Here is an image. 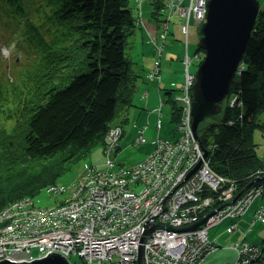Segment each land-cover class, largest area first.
I'll return each mask as SVG.
<instances>
[{
  "label": "trees",
  "instance_id": "trees-1",
  "mask_svg": "<svg viewBox=\"0 0 264 264\" xmlns=\"http://www.w3.org/2000/svg\"><path fill=\"white\" fill-rule=\"evenodd\" d=\"M158 1L160 5L156 0L147 4L153 13L145 15L144 0L137 2L138 5L130 4L129 0H0V22L20 23L29 30L18 44L27 50L22 59L11 41L8 40V45L5 43L14 58L8 72L10 77L3 79L0 75V104L10 101L5 110L0 107V166L9 167L17 162V154L26 162L59 154L65 156L63 160L72 159L79 152L86 154L84 150L88 146L90 152L91 140L102 141L109 126L128 123L129 109L134 110L139 104L131 88L138 65L128 55L126 39L133 33L130 28L134 15L157 19V23L163 20L155 10L166 12L168 0ZM259 3V12L238 67L240 73L231 83L240 84L239 101L246 110H239L237 100L230 110L234 114L220 112V119L209 123L213 128L206 126L199 130L218 144L215 151L208 152L207 159L216 171L234 179L237 186L254 179L255 171L264 170V147L260 146L264 144V118L256 115L262 123L252 119V111L256 114L264 111V0ZM171 23L174 36L180 33L182 36L176 22H168V35L171 36ZM185 36L187 51L203 54L199 45L195 48L197 39L192 17ZM179 43L184 46V42ZM131 64L135 68H131ZM261 104L263 107L257 111L256 107ZM157 112L161 113V109ZM238 112L243 115L242 120L236 117ZM160 116L156 114L154 127L159 124L157 121L163 122ZM145 122L141 127H146L147 119ZM255 130L262 135L259 144L253 140ZM257 145L262 150L257 151ZM10 157L12 160L8 159ZM30 166L28 164L27 168H33ZM62 168L50 171L39 181L55 179ZM31 176L33 173L30 174L33 183ZM44 185L33 183L32 189L24 195L38 193ZM14 197L16 195L9 200Z\"/></svg>",
  "mask_w": 264,
  "mask_h": 264
},
{
  "label": "rangeland",
  "instance_id": "rangeland-1",
  "mask_svg": "<svg viewBox=\"0 0 264 264\" xmlns=\"http://www.w3.org/2000/svg\"><path fill=\"white\" fill-rule=\"evenodd\" d=\"M130 4H135V0H129ZM151 0H144L143 2V13L145 15L148 14V12L153 13L151 10H149L147 4ZM140 4V6H141ZM33 13V12H32ZM35 15L34 13L32 14ZM149 18L148 16H144ZM153 21V20H152ZM157 21V19L155 20ZM160 24H157L155 27L158 28ZM194 29L196 31V39L195 40V48L197 46L199 34H198V27L195 23H193ZM152 28H142L139 27V30L143 32L144 36H141L137 34V37H134V32L132 34L129 33L128 38H131L134 41V39H137L141 37L142 43H138L137 41L132 42L131 44H128V55L133 57V59L136 62V65H138L141 68V76L140 82H139V91L135 93L137 97V101L139 106L134 107V110L132 111L135 115L133 117L129 115L128 123L132 122L131 124L122 123V126L117 123L113 124L111 126L118 125L120 129V134L117 132V135L119 134V140L121 144L125 145L128 144L129 147L127 149H123L119 147L118 145L114 148H112L108 154L105 149V146L103 145L100 149H97L96 151H88V149H85L86 154H82L79 152L74 158L69 160H63L62 157H65L64 155H55L53 157H50L48 159H34L32 161H22L18 160L17 162H14L11 166L5 167L10 168L12 167V170L10 173H7L4 177L5 179L0 180V209L5 213V209L12 208L13 206V200L10 202L8 199H12L11 197L17 195L19 193L18 190H21L23 188V191L18 194L19 196L27 194V191L32 189V184L39 182L41 184H46L42 186V188L39 190V192H31L30 195H24L21 196L23 201H26L27 199H31L32 202L37 199V202H34V205L38 207H43L40 205L41 203L45 204V206H49L52 204H56L58 201H60L62 198L66 196L65 193H56L52 194L50 191H46L44 189H47L49 185H56V186H66L63 183H70L72 181V178L75 180L79 179V176L83 175V169L90 168V165H95L98 169L104 168L107 164L106 159L107 155L112 156L111 159H113V163L115 165L121 164L122 162L126 163H134V162H140L142 158L141 155L142 149L146 147V144L141 145L140 148L136 149L134 147L135 143H139V139L141 137L147 138L153 137L154 135H160L162 138H167L168 134L172 138L173 135V127L175 126V122L171 121L170 118L176 119V122H179L181 119V114H184L186 110H189L186 105H183L182 102L176 101L175 97L176 94L179 93V89L181 87L182 83V76H183V61L180 59L183 55L184 46L181 45L179 42L186 41V36H181V33L178 36H174V28L173 23L170 25V35L168 37H165L163 40V49L162 52L159 51V49H156L155 53H153L155 46L154 43L151 40V34H152ZM157 31V29H156ZM0 37L2 40H7L6 32L4 29L0 28ZM173 40H181V41H173ZM1 42V41H0ZM2 43V42H1ZM142 44V45H141ZM2 46V45H1ZM189 49L192 50V42H190ZM161 52V53H160ZM152 54V58H151ZM190 54H192V51H190ZM201 58H194L190 64L189 68L190 71L194 72L198 68L200 64ZM9 67H13V65L10 63L9 58L5 57V55L2 53L0 58V75L2 78L4 76H7ZM8 71V72H7ZM4 79V78H3ZM147 92L148 95H142L143 92ZM195 95L200 97L199 94L195 92ZM168 98H170L174 103L181 105V107H174L171 104L167 102ZM10 101L6 102L7 106L9 105ZM174 107V108H171ZM158 108L161 109L162 116H164L163 120V126H161L159 129L163 128L162 133L161 131H158V125L154 127L156 114L155 113ZM220 114V112H219ZM166 116V117H165ZM221 116V114H220ZM220 116H216L215 114L213 116H206L203 120H201L198 123V130H203L204 127H206L210 122L212 121H218L220 119ZM185 117V114H184ZM188 118L193 119V113H192V107L191 111L189 113ZM260 118L261 115H260ZM147 119L146 127H141L142 124H145V120ZM167 122V124H166ZM169 122V124H168ZM186 122V118L185 121ZM233 121H229L228 123L232 124ZM172 123V124H171ZM174 125V126H173ZM109 126V128L111 127ZM148 127V130L146 128ZM107 129V133L110 129ZM192 128V127H191ZM207 128V127H206ZM116 129V128H112ZM178 130V128H176ZM193 129V128H192ZM157 130V131H156ZM149 131V132H148ZM182 131V132H181ZM188 131H191L190 129H187L186 127H181L177 132L176 135L178 137H182V135L185 133L187 135H190ZM106 134V133H105ZM163 134V135H162ZM253 140L256 143H260L262 140V135L259 130H255L253 135ZM262 148L264 147V144L260 145ZM259 145L256 146L257 151L262 150V148ZM14 148H19L18 146L14 145ZM191 150L194 151L198 157H201L203 155L206 159V162L209 161L206 158V154L208 153V150H205L203 146L201 147L200 143H196L193 147H191ZM106 153H105V152ZM191 151V152H192ZM13 152V150L11 151ZM89 152V153H88ZM128 152H130V155L128 156ZM191 152H187L189 156H191ZM181 153V152H178ZM95 154V155H94ZM107 154V155H106ZM93 156V157H92ZM89 157L91 158L90 160ZM194 157V156H193ZM9 160H12V158H8ZM190 161V160H188ZM188 161H184L182 163H186ZM164 163L166 165L167 159L164 160ZM169 158H168V164H169ZM31 164L30 167L33 168H27V165ZM186 167L188 164H185ZM212 165V164H211ZM192 166V165H191ZM63 167V168H62ZM163 165H159V167H156L155 172H159L160 168H162ZM213 167V166H212ZM57 168H62V170L59 172V176H57L55 179H51L47 182L39 181L43 175H49L50 171H54ZM190 168V167H188ZM213 169H215L213 167ZM85 170V171H86ZM201 168L200 166L194 169H190V171L193 174H198L200 172ZM84 171V172H85ZM33 173V179L34 182H30V174ZM1 174V170H0ZM150 173H146L147 177H149ZM253 177L259 178L262 173L255 171L252 173ZM221 176L226 178V175L224 176L221 172ZM153 179L154 176H151ZM155 180L157 179V176L155 175ZM253 178H251L252 180ZM61 180V181H60ZM250 180V181H251ZM54 181V182H53ZM62 181H64L62 183ZM257 182V181H256ZM251 187L253 181L248 182ZM75 185L71 186V188L66 189L65 192L67 194L71 193L74 189ZM263 187L260 188L259 191H251L252 196L245 199H235L231 205H226L222 208H219L216 206V204H208L205 202V206L199 208V204H201L199 201H195L193 203H188L186 205L182 206V209H184L185 214L182 218L188 219L191 218V216L188 215V213L191 211L190 214H192L193 218L200 219V213H204L205 216L212 213L209 211L210 208L217 207L212 214V221L210 223H205L204 219L202 222L195 224L198 221L192 222L187 221L183 224H176L177 226H173L170 224H167L168 229L174 230L175 236L177 237L175 240H172L171 242H166L164 240H161V245L159 248V253L168 255V259L161 258L159 253H156V258H146V262L144 261V255L142 254V264H234L233 261L239 262L244 257H241L247 250H249L252 246L247 247L246 250H238L237 249L241 246H243L247 242H255L257 240L259 245H263L264 247V191H261ZM15 193V195H13ZM5 194H9L11 197L7 199L8 196ZM62 195V198H61ZM139 195L142 197V195L139 193ZM61 198V199H60ZM122 195L118 197L117 199H121ZM5 201H8L7 203ZM236 204V205H235ZM27 205V204H25ZM32 204H30L31 207ZM235 206V207H234ZM28 207V205L26 206ZM5 208V209H4ZM25 207H23L24 209ZM48 208V207H46ZM249 208V209H248ZM196 209V210H195ZM15 210V209H14ZM30 210V209H29ZM28 210V211H29ZM157 213L153 217L160 218L162 217L164 213V209L162 211L161 207H158V209H155ZM172 211V209H168V216L169 213ZM178 212V210H176ZM182 210L179 209V212ZM228 211V213H226ZM236 215V218L231 221L229 218L231 215ZM174 217V214H173ZM218 217H221V219H224L225 222L219 221ZM12 217H7L5 220V226L6 228H9V232L7 234L8 240L10 243L16 244L19 238L24 234V231H26L25 226H15L13 223L10 224V220ZM23 219V216H17L14 222H19ZM156 219L153 221V223L148 226L147 229H145L144 234L142 235V231L136 235L135 238H137L139 235L142 237L140 238L141 241H146L149 235L153 236L155 235V230L159 227H162L156 223ZM219 222H221V225H219ZM115 232L112 233H122L123 230L127 226L126 221H122L119 223L113 224ZM201 229V232L203 235L208 238V240L214 244L223 245L222 247L218 248L217 246L211 247L207 246V244H197L193 251L195 253L191 256L190 261H184L183 256L186 252H188L191 248V241H193L194 235H201L198 231ZM127 236V235H125ZM184 237H187L188 243H184ZM89 239V238H88ZM206 240V239H205ZM88 244V252L94 253L98 252L96 244H98L97 241L94 242L93 238L89 239ZM133 238H131V242H133ZM68 247H74L77 245V243H74L73 245L66 243ZM177 244V245H176ZM237 244V245H236ZM248 245H251L250 243H247ZM228 246H231V248H228ZM134 245L130 243L129 248L124 249L121 251L120 255L117 256V258L120 259L121 264H139L138 263V256H136V252L134 250ZM33 254H36V249L32 250ZM197 253V254H196ZM257 257L255 258L254 262L257 261V264H264L262 260L259 259V256L264 255V248H257L256 250ZM153 253H150V256H152ZM125 256H130L132 258L127 259ZM14 260L15 259L9 257L8 249L0 252V261L1 260ZM70 261L72 264H82L81 259L77 256H71ZM145 262V263H144ZM102 264H111L109 260H104Z\"/></svg>",
  "mask_w": 264,
  "mask_h": 264
},
{
  "label": "bare ground",
  "instance_id": "bare-ground-1",
  "mask_svg": "<svg viewBox=\"0 0 264 264\" xmlns=\"http://www.w3.org/2000/svg\"><path fill=\"white\" fill-rule=\"evenodd\" d=\"M161 1L165 2V0H161ZM168 2H171V4H170L171 8H174L176 6L173 0H168ZM193 2H195V0H193ZM159 3H160V1H159ZM196 3H201V1L198 2L196 0ZM207 9H208V7H206V10ZM206 10H205V12H206ZM165 11L166 12H162L161 9H156L155 13H157L156 15H158L159 18H161V19L164 18L165 19L161 27H162V29L165 32V36L168 37V20L177 21V19H178V20H181V21H187V19H186L185 15H183L181 13H176L174 11H172V12L168 11V5H165ZM29 14H33V13L29 12ZM131 18H132V16H131ZM150 20L151 19H149L147 17H143V16H140V15H134L133 16V25H132V27L130 29L135 34H139L141 36H144L143 32L139 30V27H141V26H142V28L143 27L144 28H146V27L147 28L154 27V26H151L152 23L150 22ZM187 23H184L182 25V27H181V31H182L183 35H185L186 32H187V27H188ZM30 39H32V37H30ZM129 40H132V39L131 38H127L126 39L127 44H131L132 42L135 43V41H137L138 43H142L143 42L141 37H139L137 39H134V41H129ZM200 50L203 52L202 48H200ZM26 51L27 50L25 49V51H24L23 48L21 50H19L18 53L20 54L21 59L24 56V54L26 53ZM155 51L156 50H154L153 53H155ZM159 51L162 52V49H159ZM151 58H152V54H151ZM194 58H195L194 54H190V52H187V51H185L183 53L182 57H180V59L183 61V66H184V68H183L184 72H183V76H182L184 89H182L178 94H176V98L180 99L182 104L186 105V107L187 106H191L192 107L193 106V102H194V94H195L194 85H195L196 82H199L201 86L203 84L207 88V90H204V89H202L200 87V97L202 96V100H205V97H204L205 93L206 94H210V96L215 97V100H213V104L216 105L217 107L216 106L212 107V106H210L208 104L207 108L209 109V111L213 112L217 117L220 116L219 112H225L226 111V112H229L230 114H234L230 110H231V108H234L236 106L237 100H238L237 107H239V110H241V111L246 110L244 105H243V102L239 101L240 100L239 99V95L241 93V90L239 88L240 84L239 83H234L233 85H231L233 79L236 77V75H238V73H240V71H236V73L233 74L234 76H233V78L231 80V83H230V86L228 87L227 92L223 96L219 97L218 96L219 94H218V91H217L218 88L215 86V84H211V80H209L208 78L202 76L203 71L201 72V74L197 73V69L194 72L190 71L189 64ZM130 67L131 68H135V65L131 64ZM238 67H239V65H238ZM239 69H241V68H238V70ZM135 71L137 73L134 76L135 81H134V85L131 88H133V90L136 93V92L139 91V82H140V78H142V76H141V69H140L139 66H138V70H135ZM7 76H4L3 78H5ZM218 85H221V83H219ZM142 95L145 96V95H148V93L145 91V92L142 93ZM176 101H178V100H176ZM167 102L169 104H171L172 106H174V107H181V105L176 104V102L174 103L170 98H168ZM198 102L199 101H197L196 104H198ZM12 104H13V102H11V105ZM0 107L2 108V111L5 110V108L7 107L6 101L1 103ZM261 107H263L262 104L259 107H256V110L258 111ZM132 111L133 110L130 108L128 112L133 117H135V115H134V113ZM249 111H252V109L249 108ZM252 112H253L252 119L258 120L259 123H262L263 120L258 119L257 116L261 115V117L264 118V111L261 110L260 114H256L255 110L252 111ZM155 113H157V115H162V112L158 113L156 111ZM189 113H190V110H186L184 112L185 117H184V114H181L180 122L175 124V126L173 125L174 127L171 130H173V135L175 137H176V132L181 127H184V128L186 127L187 129L192 130V131H188V133L190 135H187V134L184 133L188 137V139H190L191 142L189 141V143H188L187 141H185L184 137L182 139L176 137L175 141H170L168 139V137L167 138H162V137H160V135H154L153 137H149L148 136L147 138L143 137V139L140 140L138 144L137 143L134 144V146H136L134 148H136V149L140 148L141 145L146 144V147H144L142 149V152L144 150H146V151L143 152V154L141 155L140 158H142V159H141L140 162L150 160L151 157H155L153 159H156V158L160 159L164 165H165V163H164L165 159H167L166 165H168V158H169V161H172L174 163H177L175 160H179V162H184V161L190 160V161L185 163V164H188L187 168L185 170V174L187 176H189V172H188L189 169L197 168L201 164H203V162L206 161L205 157L203 155H201V157H198V155L194 151L191 150L192 140L195 139L196 143H200L201 144V147L203 145V143H201V141L204 142V144H205V146L207 148H205V147H203V148L205 150L209 149V151L210 150L211 151H215L217 149V147H218V144H217V142L215 140H213L210 137V135H208V134L203 135V133H199L198 127H196L195 131L191 128L193 126L192 122L194 124H196V125L198 123L195 122L193 119L191 120V118H188ZM238 114L239 115L238 116L236 115V117L239 120H242L243 119V115H241V113H239V112H238ZM0 118H1V115H0ZM162 118H164V116H160V119H162ZM185 118H186V122H184ZM237 118H236V121H237ZM230 120H232V119H230ZM157 122L159 123L158 126H157L158 127V131H161V133H162L163 128H161V129H159V128L161 126H163V122L162 121L161 122L157 121ZM166 124H167V122H166ZM168 124H169V122H168ZM232 124H233V122H232ZM208 126H209V128H213L211 126V124H208ZM176 128H178V130ZM211 133H212V130H211ZM116 143H117V145L119 147H121L123 149H127L129 147L128 144H125V145L121 144L120 140H117ZM182 143L189 144V146H187L188 148L185 147ZM103 145H105V139H102V141H101L100 139L93 138L91 140V147L92 148L90 149V151H96L97 149H100ZM156 145H160L162 148L167 149V152L165 154V155H167L166 157H165V155L160 154L156 150ZM87 149L89 150V146H88ZM178 150H182V152L178 153L177 152ZM187 152H191V156H189ZM209 154L210 153H207L205 155L206 158H207V156ZM129 155H130V152H128V156ZM111 157L112 156L108 155V159L111 158ZM16 159L22 160L23 158L21 157L20 154H17L16 155ZM24 159H27V158H24ZM112 161H113V159H112ZM140 162L139 161L138 162H134V163L133 162L132 163L131 162L130 163L124 162V165L127 167V169H131V167L133 166L134 168H136L139 171V173L144 175V177H140V178L136 179L134 177V174L131 173L132 178L134 179V181L130 183V186L127 183V179H126V183H124L122 181L119 182V185L125 190L124 195L132 197V199H130V201L125 202V205H126V207H128L132 203V204H136V205H140V206H145V207L148 208V210L150 212L156 214L157 211L155 209H158V206L161 207L160 206L161 205V200L165 201V200H169V198L164 194V191H161L157 181L155 182L151 177L147 178L145 176L144 173H151V171H152L147 166V164H149V163H146V166H147L146 167L143 164H141ZM138 163H139L140 166H144V172L142 171V169L140 167L137 166ZM182 164L184 165V163H182ZM208 166L213 169L211 163H209ZM188 167H190V168H188ZM0 170H1V174H0V180H1V179H5L4 176L7 173H10V171L12 170V167L5 168L4 166H0ZM117 170L118 169H116V171ZM96 173L97 172L94 171V169H93V175H94V177L96 176V183L101 185L102 192L106 196H110V194H112V193L115 194V195L118 194V192L116 190V187H114V185H113V181L112 180L109 182V187L107 188L105 186V184H104V180H106V179L98 178ZM203 173H208V172L207 171L199 172V175H198L197 178L200 179L201 182L205 183V186L207 188H204V191H206L208 189L209 185L212 184L214 181H213L212 178H204V177H202ZM217 173L221 174V172H219V171H217ZM106 175L107 176L109 175L111 178L113 176L116 177V178L121 177L119 172L116 175L115 171L107 172ZM79 177L80 178H84L83 176H79ZM166 177L168 178V175H166ZM250 177L251 176L248 177L247 181L249 180ZM154 178H155V175H154ZM147 179H149L150 182L153 183V186H152L151 183L146 182ZM63 182L64 181H62V183ZM196 183L197 182H195V184ZM233 184H234V181L230 180L229 186L224 185L223 187H218V188H217V186L213 187V189H212L213 192L212 193L214 195H216L215 203H216L217 207H224L226 205H231L235 199L249 198L250 196H252L251 191H255V192L259 191L261 187H263L261 191H264V180H259L257 182L252 183L251 187H250V185H248L249 183H245L244 185H241V186H237L236 183H235V186H232ZM82 188H84V186H82ZM130 188L133 189L134 191H139V193L142 195V197L144 199H142L141 196L138 193H133L132 194ZM44 190H47V189H44ZM154 190L157 191V194L152 196V200L151 201H148L149 200L148 197L150 195V192H154ZM18 191H19V193H21L23 190L21 189V190H18ZM73 191L74 192H79L80 191V188L78 187V185H75ZM190 191H194L197 194H194L193 192H183L184 196L179 195V196H177L174 199L173 208H172V204H171L172 202L171 203L170 202L167 203V207L169 209H172L171 212L173 214H175V216L177 218H179V219H181V216L179 214H177L174 210H178V208L181 205V203H187L190 200H195L196 201V200H199V199L203 198V194L201 192H199L197 190H190ZM92 194L94 195L95 193L92 191ZM22 196H24V195H22ZM197 197H199V198H197ZM14 198L15 199L13 200V202L10 201L8 198L7 199L14 204L16 209L18 207H23L22 206V200L23 199L21 198V196H17L16 195V197H14ZM111 201H112V199H111ZM111 201L108 200L106 202V204H107L108 207L114 208V205L111 203ZM5 202L7 203L8 201H5ZM36 202H37V199H36ZM40 205L45 206V204H43V203H41ZM86 206H87V208H86ZM86 206H83L81 208V212L83 214V217H81V218H79L77 215L72 216V215H68V214L62 212L60 214H56L55 215L56 220L58 222H61V219H63V220L64 219H72L74 221V223H76L78 220H82L84 222H90V223H92V225L95 224L94 226L97 229H100L104 234L107 232V234L102 235L104 244H105V242H106L108 237L113 239L114 241L120 240L122 233H119V234L112 233V232H115L116 230L114 229L113 224L106 218L108 214L115 213L116 211L114 209H107L106 207H101L99 212H97L98 209H95L90 204H88ZM53 207H57V206L53 205ZM215 209H216V207H214V208H210L209 207V211L212 212V213L208 214L207 216L202 215V216H200V219L204 218V220H205L207 218L206 222L210 223L212 218H213L212 214H214L216 212ZM18 213L19 212L11 211L10 208L7 207L5 209V213L3 214V212L0 209V228H1L0 229V236L3 237V239L0 240V245H3L6 249L20 250V246H18L17 244H15V246H13V244L9 242L8 236H7L8 232H9V228H6L7 226H5V222H2V218L3 219L7 218V217L14 218V217H16L18 215ZM90 213H94V216H92L91 219H90ZM190 213H191V211L188 213V215L191 216V219H193L195 221H198V219L197 218H193L192 214H190ZM226 213H228V211H226ZM208 217H211V220ZM136 218L141 222L140 227L143 228V226H144L143 220L139 216H136ZM235 218L236 217L230 216L229 219L231 221H233V219H235ZM218 219H219V221L225 222V220L221 219V217H218ZM99 221H100V223H98ZM39 223H40V227H39V229L37 231V234L39 235V242H38L37 246L39 248L40 247L48 248L49 251H46V254H48V253L50 254V253H52V251H54L55 253L59 252V253L66 254L67 256H64V257L70 264H72V262L68 258L73 256V255L79 257L80 259L84 258L77 251H75L76 254H74L70 249H68L67 246L64 245V238L65 237H63V234H61V233L55 234L54 231H51V230L45 228L44 225H41L42 224L41 222H39ZM90 223H88L86 225L88 226ZM219 225H221V222H219ZM160 226H162V229L164 230V233L167 235V239H168V228L165 227L163 224H160ZM134 227H136L135 224L132 226L131 229H133ZM79 231H81V232H83L84 234L87 235L86 230L79 229ZM198 231L200 232L201 235H203V233L201 232V229H199ZM139 236L142 237L141 235H139ZM148 240H150V241H146V243L149 245L150 248H152V247H157L158 249L160 248L161 241L159 239H152L151 240V235H149L148 236ZM77 241H79V243L81 245L87 246V247H88V244L90 242L89 239L86 236H80V235L77 236ZM141 242H136L135 245L140 247V246H142ZM205 242L207 243V246H211V247L217 246L218 248H220V247L223 246V245H219L218 246V244H214V243L210 242L209 240H206ZM247 243H250V244L252 243V244L248 245ZM247 243H245L242 246L243 248L239 247L237 249V251L238 250H242V249L246 250L247 247L252 246L254 248L252 251H253V253H255V250H257V248H262V249L264 248L263 245H259L258 244L257 240H255L254 243L253 242H247ZM25 247H27L29 253H26L23 256V258L20 261H18V262H28V261H31L33 259H38L39 257L43 256V255L39 256V251L37 250V248H36V254H33L32 250H34V247L32 245L30 247H28V246H25ZM139 247H138V250H139ZM228 248H231V246H228ZM141 250H142V254H143V247H142ZM1 251H2V249H0V252ZM105 251H106V249L103 250V252H105ZM109 253H110V256L111 255H114V256H112L111 259H105V260H109L111 262V264H116V261H120V259L117 258V253L116 252L110 251ZM138 253H139V251L137 252V256H138ZM166 257H168V256H166ZM259 259L264 262V255L259 256ZM103 261L104 260H102V262ZM242 262L247 263V261H242ZM81 263L84 264L82 260H81ZM233 263L234 264H243V263H239V262H236V261H233ZM230 264H232V263H230ZM252 264H257V261L253 262Z\"/></svg>",
  "mask_w": 264,
  "mask_h": 264
},
{
  "label": "built area",
  "instance_id": "built-area-1",
  "mask_svg": "<svg viewBox=\"0 0 264 264\" xmlns=\"http://www.w3.org/2000/svg\"><path fill=\"white\" fill-rule=\"evenodd\" d=\"M173 1L176 5L173 8L174 12L181 13L185 16H188L189 13H192L193 16H195L198 20H201L205 14L206 0H197L198 2L201 1V3H196V0H195V2H193V0H187L186 4H183L182 0H173ZM160 36H163V34H161ZM112 128H116V129H112ZM109 129L110 130L108 131V133L106 132L105 138H104L105 139V145L104 146H105L107 153L112 148L117 146L116 142L119 139V134H120V129H119L118 125L111 126ZM117 132H119L118 135H117ZM176 137L180 138V139H182L184 137L185 141H187L188 143L190 141V139H188V137L185 134H183L182 137H178V135H176ZM176 137L174 136V137L170 138L169 140L175 141ZM142 139H143V137H141L139 139V141ZM182 144L185 147L189 146V144H185V143H182ZM195 144H196V140L193 139L192 140V147ZM156 150L162 155H165L167 152V149L162 148L160 145H156ZM177 152H182V150H178ZM166 156L167 155H165V157ZM153 158H155V157H151L150 160L143 161L140 163L143 164L144 166H146V163H149V164H147V166L149 169H151L153 171V172L151 171V173L149 174V177L154 176V175L157 176V179L155 180L153 178V180L155 182L157 181L161 191H164V194L169 198V200H165V201L161 200L160 206L162 208V211H163V209L165 210L162 217H160V218H157L156 216L153 217L155 214L150 212L148 210V208L145 206H140V205H136V204L131 203L128 207H126L125 202L130 201V199H132V197L124 195L125 190L119 185V182L122 181V182L126 183V179H127V183L130 186V183L134 181L131 173L134 174V177L136 179H138L140 177H144V175L139 173V171L136 168H134L133 166L131 167V169H127V167L124 165L123 162L121 164L115 165L111 158L108 159V155H107V159H106L107 164L104 168L98 169L95 165H90L89 166L90 168H87V170H86V168L83 169L84 174L81 176H83L84 178L79 177L78 180H75L73 178L72 181L70 182V184H64L66 186H62V185L56 186V185H52V184L49 185L47 187V190L50 191L52 194L61 193V192H62V194L63 193L66 194V196L64 198H62V195H61L62 199L60 198L61 200L58 201L56 204H52L49 206H43L40 208V207L34 205V202H36V199L34 202H32L31 199H27L26 201L22 200V206L25 207L24 209H23V207H18L16 209V207L13 204V206H12V208H10V210L14 211V212H19L17 216H23V219L16 223V222H14L16 217H17L16 216V217L12 218V220H10V224L13 223L15 226H25L26 231H24V234L19 238V240L16 243L18 246H20V250L8 249L9 257L15 259L16 261H20L26 253H29L27 247H25V246L30 247L31 245L35 249L37 248V250L39 251V256L40 255H43V256L46 255V251H49V249L46 247H40L39 248L37 246V244L39 242V235L37 234V231L40 227L39 222H41L42 223L41 225H44L45 228H47L51 231H54L55 234H58V233L63 234V237H65L64 238V245L65 246L67 245L66 243H69L71 245H73L74 243H77V245H75L74 247H71V248L68 246L67 247L74 254H76L75 251H77L81 256H83L84 260L83 259H81V260L83 261L84 264H102V260L111 259L112 256H114V255L110 256V253H109L110 251L116 252L117 256H119L121 251H123L126 248L127 249L129 248L130 243H132L135 246L134 250L136 252V255H135V258H136L139 246H136L135 243L140 242L141 237L140 236H138L137 238H135V237L141 231H142V235H143L145 229H147L148 226H150L155 219H156V222H154V223H156L158 225L163 224L165 227L167 224L177 226L174 223L183 224L184 222H187V221L195 222V220H193L191 218H188V219L182 218L185 214V211H184V209H182V206L186 205L188 203H193V202H195V200H190L187 203H181V205L178 208V212L176 210H174L177 214H179L181 216V219L177 218L175 216V214L173 217L172 212H170L169 216H168V209H169L167 207L168 202H170V203L172 202L171 204H172V208H173L174 199L177 196H179V195L184 196L183 192H193L194 194H197L194 191H190V190H197L203 194V198L196 200L197 202L199 201L201 203V204H199V208L205 206V204H206L205 202H207V205L208 204H216L215 203L216 195H214L212 193L213 187L217 186V188H218V187H223L224 185L229 186L230 180L234 181V179H231L228 177L225 178V177L221 176V174L217 173L215 170H213L212 168H210L208 166L209 161H207V162L204 161L203 164L200 165V168H201L200 172L207 171L208 173H203L202 177L212 178L214 181L212 184L209 185L208 189L206 191H204V188H207V187L205 186V183L201 182L200 179L197 178L199 173L193 174L189 169L188 170L189 176H187L185 174V170L187 167L185 164L183 165L182 162H179V160H175L177 163L169 161L170 163L168 165H164L160 159H157V158L153 159ZM161 164L163 165V167L160 168L159 172H155L156 167H159V165H161ZM137 166L140 167L142 169V171L144 172V166H140L139 163L137 164ZM93 169H94V171L97 172L96 175L98 178L106 179V180H104V184L107 188L109 187V182L112 180L113 185H114V187H116L118 194L115 195L112 193V194H110V196H106L102 192L101 185L96 183V176L94 177V175H93ZM116 169H118V170L116 171ZM110 171H115L116 175L119 172L121 177L116 178L113 176L111 178L109 175L107 176L106 175L107 172H110ZM257 171L262 173V175L259 177V180H264V170H257ZM144 174H146V173H144ZM165 174L168 175V178L166 177ZM145 176L147 177V175H145ZM255 178H257V177H255ZM146 182L151 183L153 186V183L150 182L149 179H147ZM195 182H197V183L195 184ZM73 185H78V187L80 188V191L79 192L72 191L71 193L67 194L65 192V190L69 189ZM82 186H84V188H82ZM232 186H235V181H234V184ZM130 190H131L132 194L133 193L139 194V191H134L131 188H130ZM92 191L95 193L94 195L92 194ZM156 194H157L156 190H154V192H150V195L148 197V199H149L148 201H151L152 196H154ZM121 195H122V198L117 199ZM141 198L144 199L143 197H141ZM197 198H199V197H197ZM111 199H112V201H111ZM108 200L111 201V203L114 205V208H110L107 206L106 202ZM25 204H27L28 207H26L27 205H25ZM30 204H32L31 207H30ZM88 204H90L95 209H98L97 212H99L101 207H106L107 209H114L116 212L110 213L106 217L112 224L119 223L122 221L127 222V226L123 230L120 240L114 241L113 239L108 237L105 244H104L102 235L107 234V232L104 234L100 229H97L94 226L95 224L92 225V223L84 222L82 220H78L76 223H74V221L72 219H64V220L61 219V222H58L56 220L55 215L60 214L62 212L66 213L68 215H72V216L77 215L79 218H81V217H83V214L81 212V208L83 206L88 205ZM53 205L57 206V207H53ZM46 207H48V208H46ZM86 208H87V206H86ZM219 208H222V207H219ZM179 209H181L182 211L179 212ZM216 209H218V208L216 207ZM199 214H200V216L204 215V213H200V212H199ZM92 216H94V213H90V219ZM136 216H139L143 220V223H144L143 228L140 227L141 222L136 218ZM231 216L236 217V215H234V214ZM208 218H210V220H211V217H208ZM206 219L204 220V222L208 224V222H206ZM5 220H6V218H4V219L2 218V222H5ZM88 223H90V224L87 226L86 224H88ZM98 223H100V221ZM134 224L136 225V227L131 229ZM79 229L86 230L87 235L84 234L83 232L79 231ZM79 235L80 236H86L89 239L93 238L94 242L97 241V239H98V244H96L98 252L96 251L94 253H89L87 246H83L79 243V241H77V236H79ZM125 235H127V236H125ZM131 238H133V240H134L133 242H131ZM176 238L177 237L175 236L174 230L168 229V239H167V235L164 233V230L162 229V227H159L155 230L154 237L151 236V240L152 239H159L160 241L164 240L166 242H171L172 240H175ZM1 239H3L2 236H0V240ZM187 239H188L187 237H184V243L185 242L188 243ZM205 239L208 240V238H206L204 235H197V234L194 235L193 241H191V248L188 252H186L184 254L183 260L184 261H190L191 256L195 253V251H193V248L197 244H200V245L207 244L205 242L206 241ZM146 241H150V240H148V238H147ZM146 241L141 242L142 247H143V255L145 254L143 256L145 262H146V258H154V257L156 258V253H159V249L157 247L150 248L149 245L146 243ZM13 246H15V244H13ZM0 249H2V251L6 250V248L3 245H0ZM104 249H106L105 252H103ZM253 249L254 248L251 247L249 250H247L241 256L244 258L241 259L239 261V263L252 264L254 262L255 258L257 257L256 250H255V253H253V251H252ZM53 252L54 251H52V253ZM57 253H59V252H57ZM150 253L151 254L153 253V255L150 256ZM59 254H61L63 256H67L66 254H63V253H59ZM159 254H160L161 258L168 259V257H166L168 255L161 254V253H159ZM125 257L127 259L132 258L130 256H125ZM68 259H70V257ZM242 261H247V263L242 262ZM116 264H121V262L116 261Z\"/></svg>",
  "mask_w": 264,
  "mask_h": 264
},
{
  "label": "water",
  "instance_id": "water-1",
  "mask_svg": "<svg viewBox=\"0 0 264 264\" xmlns=\"http://www.w3.org/2000/svg\"><path fill=\"white\" fill-rule=\"evenodd\" d=\"M208 9L205 21L199 25L198 45L203 49L204 56L197 68V73L211 80L218 88V96H223L230 86L233 74L238 70V65L249 41L259 12V0H208ZM221 83V85H218ZM200 87L207 88L199 82L194 85L195 92L200 95ZM198 97L194 94L192 106L193 120L199 123L207 115L214 113L209 111L207 105L213 104L215 97L204 94ZM198 102V104H196ZM217 107V106H216ZM195 131L198 124L192 122ZM253 181V180H252ZM201 218L197 223L203 221ZM168 228V226H166ZM142 246L139 247L138 263L142 264ZM0 264H70L59 253H48L45 256L28 262L14 260H1Z\"/></svg>",
  "mask_w": 264,
  "mask_h": 264
},
{
  "label": "clouds",
  "instance_id": "clouds-1",
  "mask_svg": "<svg viewBox=\"0 0 264 264\" xmlns=\"http://www.w3.org/2000/svg\"><path fill=\"white\" fill-rule=\"evenodd\" d=\"M207 2H208V0H206V7H207ZM185 4H186V2H185ZM177 13V12H176ZM205 14H206V12H205ZM205 14H204V16H203V18L201 19V20H198L195 16H193V14L192 13H189V15L188 16H185L186 17V19H187V21H181V20H178L177 19V21H176V23L177 24H179L180 25V27H182V25L184 24V23H187L188 21L190 22V18L192 17V19H193V23H195L196 25H197V27H198V34H200V30H199V25H201V23L203 22V21H205ZM188 24V23H187ZM161 26H162V24H161ZM160 26V29L161 30H163L162 29V27ZM188 28V27H187ZM164 31V30H163ZM158 35V33L156 32V34H154V32L152 31V34H151V38L153 39V40H160V38H159V36H157ZM183 36V35H182ZM199 39V38H198ZM197 45H198V42H197ZM184 48H185V51H187V46H186V44H184ZM159 49H163V46L161 47V48H159ZM187 52H190V51H187ZM192 54H194V56H195V58H201V60H202V58H203V56H204V52H203V54L202 53H196V51H195V53L194 52H192ZM201 60H200V62H201ZM238 71V70H237ZM182 85H181V87H180V89H179V92L184 88V84H183V81H182V83H181ZM175 99L176 100H178L179 102H181V100L180 99H177L176 97H175ZM188 107V109L191 111V106H187ZM176 119H174L173 121L175 122V124H177L178 122H176L175 121ZM181 120V119H180ZM180 120H179V122H180ZM171 138V137H170ZM170 138H168V139H170ZM119 140V139H118ZM209 160V163H211V160L210 159H208ZM213 170H215V169H213ZM216 171V170H215ZM217 172V171H216ZM63 184H70V183H63ZM70 260V259H69Z\"/></svg>",
  "mask_w": 264,
  "mask_h": 264
}]
</instances>
